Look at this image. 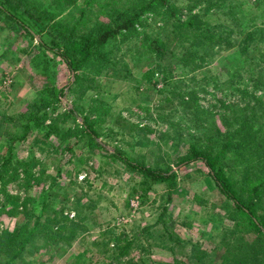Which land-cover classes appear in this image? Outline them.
<instances>
[{
    "label": "rangeland",
    "instance_id": "1",
    "mask_svg": "<svg viewBox=\"0 0 264 264\" xmlns=\"http://www.w3.org/2000/svg\"><path fill=\"white\" fill-rule=\"evenodd\" d=\"M75 1H59L64 2L63 6L56 5L55 0H49V5H36L39 17L32 10L33 14L25 12L23 16L33 26L35 36L0 10V110L23 120L30 109H41L43 98H50L44 120L49 123L51 116L70 111L78 103L83 114L75 115L74 121L60 117L64 125L73 127L81 126L84 116L93 118L99 110L108 111L99 127L102 135L95 138L97 144L92 146L86 135L83 137L88 142L70 134L66 138L71 145L69 150H61L64 141L57 144L50 136L49 140L57 144L52 149L39 139L35 126H30L15 148L20 157L36 158L31 168L36 172L44 168L45 173L30 188L23 183L22 173L9 181L5 188L19 195L18 199L7 201L0 191V203L12 209L0 215V230L20 223L24 196L35 198L32 205L38 213L42 190L49 185L54 190L60 186V193L51 197L55 207L64 215L78 218L76 205L83 203L78 208L83 207L81 214L90 217L86 229L77 232L68 245L52 244L51 251L41 249L38 258L44 264H105L109 261L107 249L114 247L113 232L130 236L143 226H147V231L134 240L130 253L113 259L112 264L131 260L142 264L139 257L146 259L147 264H171L176 255L185 264L206 260L209 262L205 264H223L220 234L232 222L220 206L206 164L200 160L178 164L177 159L194 138L214 136L216 128L224 129L226 119L233 121L237 115L233 108L247 102H255L256 110L264 107V0L257 1L258 5L254 0H196L191 8L188 6L194 0H171L174 15L166 24L148 11L142 16L137 33L122 30L100 46L99 53L108 49L113 52L106 64L90 60L72 71L59 54L42 45L38 38L59 40L60 36L53 32L57 22L72 24L82 11L81 20H85L100 2ZM86 1L90 2L85 4ZM193 13L199 14V22H205L225 38L206 48L209 40L187 32V27L175 26L177 18L188 19ZM100 19L108 21L105 15ZM81 26L79 23L78 28ZM233 40L236 43L229 45ZM194 43L200 44L198 55L202 57L185 65L182 57L186 49L194 50ZM193 63H199L200 68L190 70ZM228 68L236 71L231 73ZM147 69H153L149 78L142 76ZM237 88L253 92L256 98ZM191 92L195 98H191ZM41 110L45 114L44 105ZM121 120L148 124L153 128L146 133L149 142L136 144L135 139L143 141L144 137L120 134L116 123ZM15 125L0 121V150L6 129H16ZM116 148L132 157L140 155L146 165L169 166L177 174L179 192L168 199L164 183L154 181L145 198L138 190L128 195L131 186L142 177L126 171L121 159H110ZM99 230L105 234L100 235ZM246 236L255 237L253 232ZM196 252L187 259V255ZM198 254L200 263L195 258Z\"/></svg>",
    "mask_w": 264,
    "mask_h": 264
},
{
    "label": "trees",
    "instance_id": "2",
    "mask_svg": "<svg viewBox=\"0 0 264 264\" xmlns=\"http://www.w3.org/2000/svg\"><path fill=\"white\" fill-rule=\"evenodd\" d=\"M55 1L56 5L63 6L66 0ZM59 1L64 2L59 3ZM69 1L72 4L76 2L75 0ZM257 1L259 0H254V3L258 5L259 2L257 3ZM89 2L86 1L85 4ZM44 3L50 4L49 0H0V10L14 19L30 34L34 35L33 26L29 25L23 14L25 12L33 14L30 12L32 10L39 17L40 14L36 5ZM195 3L196 0L191 5L189 4L188 7L191 8ZM243 3L242 1L241 4L245 6ZM20 5L23 8H20ZM173 9H175V6L171 0H100L97 10H93L85 20H81L84 15V11H82L80 17L72 24L66 26V24L57 22L58 27L53 32L60 36L59 40L48 42L42 36H39L38 40L46 48L59 54L72 71H76L81 64L84 63L85 65L90 60L102 61L106 64L113 52L108 49L99 53L100 46L117 34L122 33V30L128 29L127 33L129 31L137 33L139 22L142 23V16L146 12H153L166 24L169 18L174 15ZM231 13L235 14L234 11ZM102 15H105L108 21L100 19ZM199 21V14L193 13L188 15V19L177 18L175 26L185 29L187 27V32L192 31L194 35L209 40L206 43L208 44L206 48H211L212 45L220 43L221 39L225 38L221 32L215 33L205 22L201 23ZM79 23H82L83 27L78 28ZM189 26L193 28H189ZM234 43L236 41L233 40L228 44L233 45ZM199 45L194 43V50L186 49L182 57L185 65H188L193 59L202 57L198 55ZM156 49L159 53L163 52L160 48ZM200 66L199 63H193L189 69H199ZM228 69L231 73L236 71V69ZM152 74L153 69H147L143 71L142 76L149 78ZM227 74L225 72L226 76ZM74 76V79H77V74H74ZM237 90L242 94L256 98L253 92L246 91L245 88H237ZM190 94H192L191 98H195L193 92ZM169 98V96H165V100H169ZM51 101L50 98H43L42 103L45 114L41 110L43 106L41 105V109H30L27 115L23 116V120L19 119L20 116L17 117L0 110V121L8 124L9 122L14 125L17 124L14 126L16 129H6L0 150V191L8 199L7 201L19 198V195H15L5 188L9 181L16 180L22 173L23 183L30 188L33 182H40L45 173L44 168L40 169L39 172L31 168L36 158L26 159L20 157L15 148L18 141L25 138L32 124L40 135L39 139L45 145H51L52 149L60 141H64V147L61 149L63 151L71 148L69 141L66 140L70 134L78 135L79 140L85 139L83 135H86L91 146L97 144L95 138L102 135L99 127L105 118L104 114L108 113L107 109L99 110L96 112V117L93 118L84 116L81 126L77 124H75L76 127H73L72 124L64 125L60 117L63 119L70 117L74 121L75 115L83 114L82 107L76 103L70 111L62 112V114L59 112L57 113L58 115L51 116V122L45 123V116H47L45 108ZM225 106L228 105L225 104ZM248 109L249 113L246 112ZM233 110L237 112L234 117L235 121L226 119L224 129L216 128L214 136H206L202 140L194 138L187 145V149L182 154H179L177 162L179 164L200 160L206 164L207 174L213 185L212 188H216L219 194L220 206L226 209L225 212L232 222L231 226L226 227L220 234V240L222 246H224V250L221 253V263L264 264V120H262L264 118V107H261V110H256L255 102H247L244 106L233 108ZM257 112L259 113L257 114ZM116 125L120 134L131 138L136 134L144 137L143 141L135 139L137 141L136 144L141 145H146L149 142L146 133L153 131V128L148 124L130 120H121ZM50 136H54L57 144L49 140ZM115 158L123 161L126 171L142 177L139 182H135L131 186L128 195L138 190L142 198H145L147 189L154 181L164 183L168 199H171L174 193L179 192L176 181L177 174L169 166L159 168L146 165L140 155L132 157L120 148L114 149L110 154V159L113 160ZM236 162L241 165L235 166L234 163ZM143 178H148L149 180ZM60 188V186H57L54 190L49 185L42 190L39 195L41 209H39L38 213L33 210L34 197L26 195L21 199L23 216L20 223L15 227L6 226L0 230V264H44L45 262L38 258L41 254V249L45 247V249L51 251L52 244L68 245L77 232L86 229V220L90 216L81 214L83 207L78 208L80 203L76 205L78 218L64 215L61 210L55 207L51 197L60 193ZM128 203L129 199L126 198L125 205H128ZM80 205H83V203ZM4 206V203H0V215L2 212L12 211V209ZM157 221H159L158 218L156 219ZM146 231L147 226H143L141 230L133 232L130 236H122L120 232H113L114 247L107 249L109 261L105 264H112L113 259L129 254L134 240L138 239ZM248 232H253L255 237L249 239L246 236ZM99 234L105 233L103 230H99ZM170 236L172 237V235L168 236L169 239ZM196 254L197 252L193 255H187V259L193 258ZM195 258L197 263L201 262L200 254ZM139 260L142 264H147L146 259L142 260V257H139ZM181 261L182 264L186 262ZM181 261L178 260L176 255L173 257L171 264H179ZM206 262H209V260L203 261L201 264ZM125 264H137V262L131 260ZM214 264H218V262Z\"/></svg>",
    "mask_w": 264,
    "mask_h": 264
}]
</instances>
